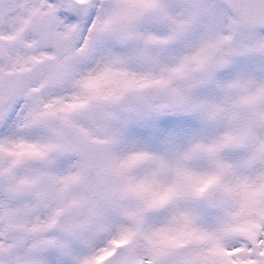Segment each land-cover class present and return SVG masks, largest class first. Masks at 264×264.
<instances>
[{
    "label": "snow or ice",
    "instance_id": "6c2138e0",
    "mask_svg": "<svg viewBox=\"0 0 264 264\" xmlns=\"http://www.w3.org/2000/svg\"><path fill=\"white\" fill-rule=\"evenodd\" d=\"M0 264H264V0H0Z\"/></svg>",
    "mask_w": 264,
    "mask_h": 264
}]
</instances>
